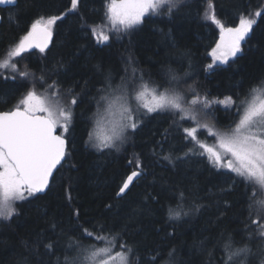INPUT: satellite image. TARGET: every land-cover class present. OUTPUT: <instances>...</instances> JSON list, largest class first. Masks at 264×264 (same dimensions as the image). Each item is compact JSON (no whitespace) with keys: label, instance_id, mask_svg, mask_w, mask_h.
<instances>
[{"label":"trees","instance_id":"trees-1","mask_svg":"<svg viewBox=\"0 0 264 264\" xmlns=\"http://www.w3.org/2000/svg\"><path fill=\"white\" fill-rule=\"evenodd\" d=\"M106 2L80 0L79 9L69 12L53 27V39L47 51H31L23 59L16 58L21 71L34 72L38 78L44 69L47 84L58 80L62 103L70 104L73 96L80 102L74 106L73 123L66 134L65 161L54 174L50 190L18 204V214L0 222V264H21L24 257H28L29 264H37L38 260L53 264L56 256L63 264L64 255L60 251L56 256L37 257L26 250L25 242L31 244L37 233L52 236L49 221L54 217L67 231L63 238L67 247L68 237L77 235L70 227V217L75 221L72 213L76 211L80 213L78 223L85 228L122 231L129 243L158 246L163 253L159 264L167 260V251L173 245L177 248L178 264H200L206 260V256L191 247L194 238L210 237L214 242L224 233L225 241L231 234L239 242L242 236L247 237L244 226L248 210L241 195L242 186L222 191L231 184L232 174L218 171L205 157H184L183 133L176 128H171V135L165 141L163 133L171 126V115H151L138 131L129 132L119 150L107 153H98L91 147L88 133L92 129L93 113L97 111L98 89L104 87L106 77L114 88L121 86L125 78L131 81L135 76L136 86L140 87V77L145 83L162 84L170 78L171 70L180 77V90L188 99L192 98V93L187 92L191 86L201 96L209 92L211 98L231 96L238 102L250 85L264 79V16L256 17V13L264 11V0H185L171 16L151 14L119 40L113 34L110 46L97 43L98 32L108 27L104 15ZM70 8L71 0H30L26 11H20L18 23L9 19L17 14L14 6L0 9V60L6 58L10 43L25 33L35 17L60 15ZM213 14L228 27L236 26L241 16L256 19L253 31L242 42L241 51L229 57L227 63L214 64L211 59L210 53L220 40L219 27L211 20ZM85 21L88 27H84ZM92 27L95 36L90 30ZM209 64L213 65L212 69L205 71ZM185 72L190 75L185 76ZM13 75L10 69H0V111L13 109L33 87L31 76L25 81L19 76L13 79ZM36 84L34 90L38 95H49L47 85L40 86L38 79ZM148 87L155 85L148 83ZM212 114L221 131L235 119L234 112L228 119L217 107ZM165 155H171V163L163 159ZM177 156L181 158L176 159ZM137 158L142 161L144 173L131 185L126 196L117 198L122 181L136 170ZM177 189L184 190L188 199L181 201ZM146 193L157 196L159 202L145 200ZM193 194L204 207L179 221H169L168 208L190 211ZM165 232L173 233L174 238L165 237ZM92 242L84 241L85 244ZM260 243L257 238L251 244L253 253ZM39 252L43 253L44 249L41 247ZM221 254L222 249L215 252L212 264H219ZM255 257L253 262L258 264L259 258ZM140 264H147L143 251Z\"/></svg>","mask_w":264,"mask_h":264},{"label":"snow or ice","instance_id":"snow-or-ice-1","mask_svg":"<svg viewBox=\"0 0 264 264\" xmlns=\"http://www.w3.org/2000/svg\"><path fill=\"white\" fill-rule=\"evenodd\" d=\"M29 2L30 0H23V8L21 0H0V5H13L17 14L9 19L18 23L20 11H26ZM184 3L185 0H107L104 15L111 27L109 33L103 36V40H97V43L110 46L109 41L113 34L115 39L119 40L122 35L141 24L146 14L171 16L178 6H183ZM79 6L80 0H71V8L60 15L35 17L25 33L10 43L6 58L0 60V69H10L14 74L13 79L19 76L27 81L31 76L33 84V87L23 94L17 106L9 111H0V221L10 220L18 214L19 201H26L30 197L37 198V194H46V190H50V178H55L54 171L59 170L58 166L62 165L67 155L68 140L65 136L57 134V131L60 128L64 132L69 131L74 119V106L80 102L73 96L70 104L62 103L58 80L47 84L44 69L40 70L41 75L38 78L34 72L21 71L16 58L23 59L24 54H30L32 49H39L44 53L53 37V27L58 21L65 19L69 12L77 11ZM260 16H264V11L256 13L257 18ZM211 20L219 27L220 40L210 55L220 63H227L230 56L234 57L241 51L242 42L253 31L256 19L241 16L238 24L233 27L226 26L215 14L211 16ZM84 27H88L86 21ZM90 30L95 36V28ZM212 67V64L207 65L205 71ZM184 75L189 76L190 73L185 72ZM169 76L170 78L162 84H156L154 81L145 83L140 77V87L143 90L139 91L135 76L131 81L125 78V82L116 89L112 88L110 79L106 77L104 87L98 89L97 111L93 116L96 117V125L103 122L110 127L102 137H94L90 131L89 142L98 150H119L120 145L128 139L127 133L138 131L144 124L145 117L161 113L171 115L172 123L170 128L164 129V140L167 141L171 135L172 127L181 131L186 145L184 157H205L218 171L226 168L228 173L233 175L230 176L231 184L222 191L228 192L238 185L242 186L241 195L247 204L248 219L244 226L246 239L242 236L237 242L229 234L225 241L224 233L214 242L210 237L193 239L191 247L201 256H206V260H201L200 264H212L215 252L220 249L222 254L219 264H250V257L253 255L258 256L259 264H264V198L257 199V196L264 192V79L250 85L247 93L237 102L231 96L224 100L211 98L209 92L201 96L196 88L191 86L187 92L192 93V98L188 99L187 94L180 90V77L171 70ZM37 79L40 86L47 85L46 91L49 95L37 94L34 90ZM148 83L155 85L151 89L150 99L146 97ZM67 91L71 94V89ZM257 92L260 94L256 95ZM217 105H224L229 110L233 107L237 109L235 117L238 119H233L223 131L217 129L218 121L212 114ZM188 122L193 126H185ZM201 129H206L209 136L215 137L216 143L209 146L202 141ZM153 154L155 155V152ZM163 159L172 162L171 155H165ZM143 173L142 161L137 158L136 170L122 181L116 197L122 199L126 196L134 180ZM177 191L181 201L188 199L184 190ZM173 195H176V192ZM144 199L159 202L157 196L151 193H146ZM202 207L204 205L197 202L193 194L190 211L181 212L169 207L168 220L179 221L191 212H199ZM72 216L76 219L72 221L70 217V227L77 235L75 238L68 237L67 247L63 241L67 231L60 227L53 217L49 221L53 235L37 233L31 244L25 242L26 250L37 257L56 256L60 251L64 255L63 264H88L89 261L92 264H116L117 261L119 264H140L141 251L147 257V264H159L163 260V253L158 246L151 248L148 245L141 246L138 242L129 243L124 239L125 234L122 231L113 233L111 229L105 232L103 227L99 231L95 228H85L78 223V211L73 212ZM57 228H60L58 232ZM101 232L105 234L101 235ZM165 237L174 238L171 232H165ZM257 238L261 243L256 253H253L251 244ZM85 240L94 242L85 244ZM209 243L212 244L211 249ZM41 247L44 249L43 253L39 252ZM176 255L177 248L173 245L167 251V260H164L163 264H178ZM21 264H29L28 257H24ZM37 264H44V261L38 260ZM53 264H61L59 256H56Z\"/></svg>","mask_w":264,"mask_h":264},{"label":"rangeland","instance_id":"rangeland-1","mask_svg":"<svg viewBox=\"0 0 264 264\" xmlns=\"http://www.w3.org/2000/svg\"><path fill=\"white\" fill-rule=\"evenodd\" d=\"M148 15H151V13H149V14H146L145 15V17L146 16H148ZM144 18V17H143ZM108 24V27L105 29V30H100L98 33L99 34H97L98 36H99V39L98 40H103V36L104 35H106L107 34V31L108 30H110V23L108 22L107 23ZM230 57H232V56H230ZM211 59H212V62L215 64V63H217V62H219V61H216V60H214V58L211 56ZM117 87H114L113 89H116ZM153 88V87H152ZM152 88H150V87H148V93H146V97L148 98V99H150V93H151V89ZM137 90L139 91V90H143L141 87H139V86H137ZM260 93L259 92H257L256 93V95H259ZM226 97H223V98H220L219 100H224ZM62 102V101H61ZM21 107H22V105H20ZM217 108H219L224 114H225V116L226 117H228V119H229V117H230V114L232 113V112H234V113H236V111H237V109L235 108V107H233V108H231L230 110L229 109H226L225 108V106L224 105H217L216 106ZM152 115H154V114H152ZM146 118H148V117H145V119ZM95 119H96V117H94L93 118V123H92V129H91V132H93V135H94V137H102L103 135H106L107 134V132H108V128L110 127V125L109 124H107V123H101L100 125H96V123H95ZM235 119H238V117H235ZM203 123V122H202ZM189 126H193L192 124H191V122H190V124H189ZM59 130V132H60V134L61 135H64V136H66V134H67V132H64V130L62 129V128H60V129H58ZM202 130L203 129H201L200 130V139L202 140V141H204V142H206L209 146H212L213 144H215L216 143V138L215 137H213V136H209L208 135V133L206 132V133H203L202 132ZM130 132V131H129ZM129 132L127 133V135L129 134ZM98 142V141H97ZM90 143V145H91V147H93L92 146V142H89ZM122 146V145H121ZM93 149H95L98 153H107L108 151H110V150H114L115 148H112V149H107V148H105V149H100V150H98L96 147H93ZM221 170H223V171H227V169L225 168V169H221ZM228 172V171H227ZM233 175V174H232ZM31 198V197H30ZM258 198L259 199H261V198H264V192H261L259 195H258ZM22 202H24V201H19L18 202V204H20V203H22ZM1 222V221H0ZM101 247L102 246H104V245H100ZM254 258V260H252ZM256 257H255V255H253V256H251L250 257V264H254V262L256 261ZM254 261V262H253ZM88 264H92V262L91 261H89L88 262ZM116 264H119V262L117 261L116 262ZM258 264H259V262H258Z\"/></svg>","mask_w":264,"mask_h":264},{"label":"water","instance_id":"water-1","mask_svg":"<svg viewBox=\"0 0 264 264\" xmlns=\"http://www.w3.org/2000/svg\"><path fill=\"white\" fill-rule=\"evenodd\" d=\"M10 6H13V5H7V4H5V5H0V9H3V8H6V7H10ZM0 22H1V16H0ZM52 39H53V37H52ZM52 39L48 42V48H46L45 49V51H47L48 49H49V47L51 46V43H52ZM31 51H38V52H40L39 51V49H32ZM57 134H60L58 131H57ZM67 148H68V144H67V146H66V151H67ZM66 158V157H65ZM64 161H65V159L62 161V164L64 163ZM59 167L60 166H58V169H59ZM56 173V171H54V174ZM136 180V179H135ZM134 180V181H135ZM52 181V179L50 178V182ZM131 187V186H130ZM46 192H47V190H46ZM37 195H44V193H41V194H37Z\"/></svg>","mask_w":264,"mask_h":264},{"label":"bare ground","instance_id":"bare-ground-1","mask_svg":"<svg viewBox=\"0 0 264 264\" xmlns=\"http://www.w3.org/2000/svg\"><path fill=\"white\" fill-rule=\"evenodd\" d=\"M134 182H135V181H134ZM134 182H133V183H134Z\"/></svg>","mask_w":264,"mask_h":264}]
</instances>
